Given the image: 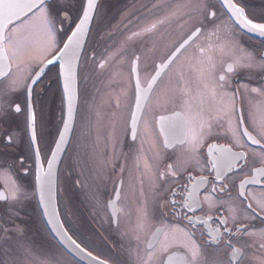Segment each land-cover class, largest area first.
<instances>
[{
    "label": "flooded vegetation",
    "instance_id": "flooded-vegetation-1",
    "mask_svg": "<svg viewBox=\"0 0 264 264\" xmlns=\"http://www.w3.org/2000/svg\"><path fill=\"white\" fill-rule=\"evenodd\" d=\"M234 1L248 19L264 23V0ZM189 2L105 0L80 57L74 125L57 171L58 206L73 238L112 264H192L193 243L202 258L226 262L232 248L243 247L240 264H264V38L241 30L218 0ZM57 3L67 7V16L53 19L56 45L34 63L9 56L0 77V194L10 195L17 185L24 190L15 201L0 200V228L7 229L0 246L5 258L16 249L17 233L28 229L33 252L58 248L65 256L45 264H83L51 235L36 195L38 164L45 168L65 116L58 64L39 69L61 47L85 0ZM39 13H27L4 31L13 34ZM198 27L201 33L193 36ZM132 33L141 35L126 40ZM214 81L224 84L216 96L210 93ZM138 88L147 91L140 107ZM233 93L235 111L226 115L222 96L231 100ZM245 128L258 144L242 135ZM192 141L195 150L186 151ZM168 164L176 175L162 177ZM216 230L222 239L212 243ZM4 258L0 264H10Z\"/></svg>",
    "mask_w": 264,
    "mask_h": 264
},
{
    "label": "water",
    "instance_id": "water-1",
    "mask_svg": "<svg viewBox=\"0 0 264 264\" xmlns=\"http://www.w3.org/2000/svg\"><path fill=\"white\" fill-rule=\"evenodd\" d=\"M97 1L98 0H96V4ZM218 1L241 30L251 36L264 38V36H262L258 31H252L248 27H246L243 20L239 16H235L231 5H229V0ZM14 2L21 5H30L32 3H35L36 0H14ZM87 4L88 0H85L80 18L78 19L68 36L65 38L58 51L46 61L52 60L53 56H57V53H59L60 55L57 56L56 60H52V63L50 64L46 63L45 61L39 69V72H41L51 65L58 64L60 83L64 94L65 116L59 136L51 151L45 168L38 164L36 173V195L40 211L48 230L66 252H68L83 264H112L84 248L72 237L61 219L57 201L58 166L69 141L74 125L76 112L78 64L96 10V8L92 9V18L84 24V28L82 30H77V25L81 22V17L84 14V9L87 7ZM231 4L238 5L234 0H231ZM14 11L16 12V16L21 18L29 13L30 9L28 7H23ZM12 19L13 21L16 20L14 17ZM8 20V17L0 15V31H4L8 27V25H10L8 23ZM74 32L78 33L77 36H75L72 41H69L68 37L72 36ZM62 49L63 52H61ZM8 69V58L0 59V77L4 73H6ZM65 121H67L68 124L67 128L65 127ZM61 134H63V139H61ZM57 141L60 142V147H57ZM49 161H51V166L49 165ZM38 176L39 179H37Z\"/></svg>",
    "mask_w": 264,
    "mask_h": 264
},
{
    "label": "snow or ice",
    "instance_id": "snow-or-ice-1",
    "mask_svg": "<svg viewBox=\"0 0 264 264\" xmlns=\"http://www.w3.org/2000/svg\"><path fill=\"white\" fill-rule=\"evenodd\" d=\"M229 5H231V8L235 14V16H239L243 22L244 25L246 27H248L250 30L252 31H258L262 36H264V23H253V21L251 19H248L245 14H244V9L240 8L238 5H232L231 4V0H229ZM23 7H28L30 9L29 15H31L32 11H39L41 13V20L43 25L45 26V35L49 38V40H51L52 38V32H53V19L56 16H59L61 14L64 15V17L66 18L67 16V7L66 6H60L57 3V0H51V2L49 3L48 0H36L35 3H32L30 5H21L18 4L16 2H14V0H0V15H3L5 17H8V23L11 24L13 23V17L18 21L19 17L16 16V12L14 10H18L21 9ZM97 7L96 4V0H88V4L87 7L84 9V14L81 17V22L80 24L77 25V30H82L84 28V24L89 21L92 18V9H95ZM208 7H211L210 5ZM208 16L214 17L215 13L214 12H208L207 14ZM26 18V17H25ZM160 23H163V21H160ZM7 27V26H5ZM155 28V25H152L148 28H146L144 31L145 32H151L153 29ZM18 32L20 30H17ZM202 29L200 27L196 28L195 32L193 33V36H196L197 34L201 33ZM77 32H74L72 36H69L68 39L69 41H72L73 38L75 36H77ZM137 35H141V33H132L131 35H129L128 37H126V40H131L133 39V37L137 36ZM191 39V37H190ZM186 44L188 43L187 41L185 42ZM31 45V41L27 40V39H23L21 38L16 32H14L13 34H8L5 31H0V59H7L9 56H11V59L13 60V62L18 63V64H25V63H29L32 59H35L34 57L29 55V48ZM184 47V45L181 46V49ZM181 49H177V52H179ZM201 51H204L203 49H201ZM61 52H63V49L61 50ZM60 54L57 53V56H59ZM173 55H176L175 53ZM57 56H53L52 60H56ZM171 59V57L169 58ZM262 60H264V57H261ZM52 60L46 61V63H52ZM139 57H136V60H134V64L138 63ZM101 66H103V62L101 64ZM248 66V65H246ZM229 71H231V68H229ZM225 80V76L221 75L219 77V81H224ZM205 87H208L207 84H205ZM224 88V84L220 83V82H213L212 86L210 88V93L213 96H216L218 94V92H222ZM253 92H257L259 91V89L253 88L252 89ZM147 91L145 90V92H141L138 88V92H137V105L138 107H140V101H141V97L143 95H146ZM224 96H226V93L224 94ZM235 93H233L232 95V99L228 100V99H224V97L222 96V111L227 115L229 112H234L235 111ZM9 107H11V104H9ZM0 108H2V105H0ZM15 112H20L21 111V107L19 104H16ZM2 111H0V115H2ZM30 118L32 120L35 119L34 116H31L30 114ZM65 127H68L67 121H65ZM211 130H212V126L211 123L207 124V132L206 134L210 135L211 134ZM189 131L191 132V129H189ZM205 134V129L201 128V135ZM242 135L248 137V139H250L252 141V143L254 144H258L259 141L254 139L251 135V133L248 132V130L245 128L242 130ZM262 136H264V133H261ZM33 144L37 143V137L35 136V134L32 135L31 137ZM61 139H63V134H61ZM133 141L136 139V133L133 134L132 136ZM12 142V138L9 137L8 140L6 141V143H11ZM57 147H60V142L57 141ZM165 148L170 147V145L166 144L164 145ZM174 147V146H173ZM186 151H194L195 150V142L192 141L191 142V147L185 148ZM49 165L51 166V161H49ZM174 165L173 164H168L166 166V170L165 172L161 173V176L163 177L164 175L167 174H171L173 176L176 175V172L173 171ZM37 179H39V176L37 177ZM23 188L19 185L16 186L15 192L11 193L10 195H4V194H0V200H8L11 199L13 201H15L16 199H18V194H23ZM215 191V190H213ZM241 195H243V193H241ZM187 205H182V207H185ZM249 208H251V205L248 206ZM262 208H264V205H261ZM146 216V213H143ZM14 215V213H13ZM221 225L222 226H226L227 225V219H225L224 221H221ZM0 231H7L5 229L0 228ZM16 231H21L19 228L16 229ZM217 231V235L216 236H212L210 234V241L212 243H215V241L218 238L222 239V233L219 232V230ZM226 231V229H225ZM243 229L242 228H238L237 229V233L242 232ZM7 239V238H6ZM159 240V233L154 234V241L153 243L157 242ZM239 242V241H238ZM228 247H231V242H229V244L227 245ZM149 247H152V245L150 244ZM262 247H264V245H262ZM244 251V248H232V252L229 254L230 258L225 262V261H221L216 257H212V258H202L201 257V249L200 246L193 243V251L191 254V260H192V264H240V261L242 260V252ZM149 256H151V253H149ZM142 264H149V260H144L142 262Z\"/></svg>",
    "mask_w": 264,
    "mask_h": 264
},
{
    "label": "rangeland",
    "instance_id": "rangeland-1",
    "mask_svg": "<svg viewBox=\"0 0 264 264\" xmlns=\"http://www.w3.org/2000/svg\"><path fill=\"white\" fill-rule=\"evenodd\" d=\"M140 1V0H139ZM144 1V0H141ZM151 2L157 3L158 1H163V0H150ZM199 1V0H198ZM197 0H190L189 3L195 4L198 3ZM105 0H101L98 7L101 5L102 10L106 9V3H104ZM146 2V0H145ZM187 6L185 8L191 7ZM97 7V9H98ZM96 9V10H97ZM121 12L119 8H117L114 12V17L115 20H121ZM131 18V14L129 16ZM133 18V17H132ZM122 23L116 24V28H120ZM15 32L23 39H27L31 41V45L29 48V55L34 57L36 60L37 57L41 56L43 53H46L47 51L51 50L57 43V37L51 40L45 35V26L42 23L41 20V13H39L37 16L31 17L29 20H25L22 23H19L16 27ZM17 30H20L19 32ZM64 31H58V39H62ZM33 59L31 60V63H34ZM72 194H68L67 198L65 200L69 210L70 208L72 209L73 204L71 202ZM68 221L71 223L72 221V215H68L66 217ZM35 225V223H34ZM35 228L33 225L31 226ZM5 229V225L4 228ZM7 230V229H5ZM26 229V234L23 232L22 234L17 233L18 235L15 237L17 240V246L15 247L16 249H12L9 255L3 257V251H2V246H0V256L4 259H6V262H9L10 264H15L16 262H20L21 264L24 262H27L28 264H45V263H51L50 261H57V260H62L65 259V256L62 255L61 251L56 248V249H51L50 250H42L38 252H33V233L31 234L32 231ZM24 231V230H23ZM7 235V231H2L1 237H0V242L4 240V237ZM14 240V238L12 239ZM0 257V259H2ZM42 257V258H41ZM61 263V262H59Z\"/></svg>",
    "mask_w": 264,
    "mask_h": 264
}]
</instances>
